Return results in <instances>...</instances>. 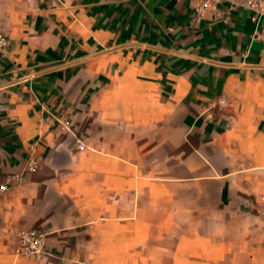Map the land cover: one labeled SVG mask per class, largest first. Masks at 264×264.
Here are the masks:
<instances>
[{
	"label": "crops",
	"instance_id": "crops-1",
	"mask_svg": "<svg viewBox=\"0 0 264 264\" xmlns=\"http://www.w3.org/2000/svg\"><path fill=\"white\" fill-rule=\"evenodd\" d=\"M0 31V264H264V15L0 0Z\"/></svg>",
	"mask_w": 264,
	"mask_h": 264
},
{
	"label": "built area",
	"instance_id": "built-area-1",
	"mask_svg": "<svg viewBox=\"0 0 264 264\" xmlns=\"http://www.w3.org/2000/svg\"><path fill=\"white\" fill-rule=\"evenodd\" d=\"M234 6H244L256 15H264V0H229ZM207 7L206 2L197 5V12L201 13ZM256 19V18H254ZM7 36L0 31V53L7 47ZM264 214V208H262ZM45 233L37 230H23L18 233L15 255L19 257L41 258L45 254Z\"/></svg>",
	"mask_w": 264,
	"mask_h": 264
}]
</instances>
